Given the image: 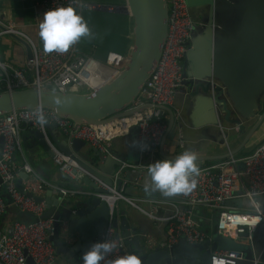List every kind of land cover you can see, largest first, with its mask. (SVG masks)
<instances>
[{"label": "built area", "instance_id": "built-area-1", "mask_svg": "<svg viewBox=\"0 0 264 264\" xmlns=\"http://www.w3.org/2000/svg\"><path fill=\"white\" fill-rule=\"evenodd\" d=\"M31 1L40 5L42 20L43 14L54 8L71 5L82 15L83 12L95 8L82 3L81 0ZM165 1L168 13L167 34L160 48L161 56L130 110L145 105L150 107L102 126H74L70 120L58 117L47 109L21 110L0 116V139L3 140L0 146V222L10 206L33 219L31 222L15 221L7 230L0 227V264H27V258H30L33 264H56L55 248L48 241V231L52 230L53 221L43 219L47 205L45 202H37L36 198H41L48 190L63 198L85 193L76 188H61L48 183L26 160L21 166L16 164L15 154L21 152L22 125L29 126L43 135L44 141L53 153L54 165L76 185L81 183L86 172L74 159L56 151L50 145L46 135L47 124H56L68 143L73 139L81 140L97 149L103 156L108 154L114 140L129 136L130 130L134 127L138 133L136 141L148 146L143 151L136 146L140 156L152 157L156 152L167 129L166 121L169 120V115L163 108H172L175 92L182 84V62L189 50L194 30L187 0ZM0 24L6 27V31L0 32V35L15 33L31 50V58L26 59L22 66L0 61V94L23 89H44L60 93L95 92L127 64V57L113 52L107 54L104 62L98 61L88 54L79 52L77 43L62 54L46 53L43 46L8 28L2 20ZM183 144L180 136L178 145L182 147ZM125 168H131V165L123 163L117 169L111 177L112 187L95 180L97 187L106 192L97 194V197L106 204L109 221L112 220L114 211L118 210L120 202H125L155 221H163L167 229L163 247L170 248L180 239L192 245L212 238L201 230L200 221L193 215L194 207H208L216 212L214 230L217 235L237 239L239 235L246 233L248 239L245 244L249 245H253V234L264 223V210L259 203V199L264 198V142L251 155L242 159L233 156L218 166L200 169V175L195 177L196 188L187 195L178 194L179 202L177 205L171 203L173 209L167 218L157 217L158 206L147 212L138 207L133 199L126 197L123 188L117 189L121 172ZM21 172L27 175L22 184L23 194L16 187ZM131 184L143 188L140 176L131 180ZM236 199L246 200L249 207L228 211L224 206L225 202ZM102 240L113 244L114 247L112 252L105 254L100 264H112L118 258L133 253L126 241L116 236L111 224L101 239L94 243ZM241 259L243 253L218 251L212 253L210 264H237ZM253 263L264 264V254Z\"/></svg>", "mask_w": 264, "mask_h": 264}, {"label": "water", "instance_id": "water-1", "mask_svg": "<svg viewBox=\"0 0 264 264\" xmlns=\"http://www.w3.org/2000/svg\"><path fill=\"white\" fill-rule=\"evenodd\" d=\"M218 1L187 0L189 8H203L200 11L206 17V23L202 37L193 42L191 38L189 50L182 63L181 85L189 88L192 95L201 93L208 98L206 99L208 107L215 114L210 125L222 127L225 122L240 127L244 123L243 119L257 117L260 112L258 108L264 104V0H247L244 8L246 12L251 11V15L246 13V17L242 18L243 22L240 21L237 25L233 21L228 28L222 27L216 19V14L222 8ZM241 5L242 2L240 7ZM118 13L131 18L133 22V44L126 66L106 85L88 93H60L44 89H23L2 93L0 116L21 110L47 109L58 117L70 120L74 126H102L130 117L150 107L145 105L130 110L161 56L160 48L167 34L166 1L125 0V6ZM5 31L6 27L0 24V32ZM224 32L229 35H224ZM219 35L226 38L220 44L217 41ZM16 39L26 48L27 59H30L31 50L27 43L20 37ZM226 41L229 42L228 46L227 44L223 46ZM163 110L169 115V123L163 138L165 141L174 134L176 123L172 110L168 108ZM263 121L264 111L240 145L220 158L226 159L238 155ZM48 126H46L47 130ZM52 126L57 128L56 124ZM26 127L29 144H40L46 150L43 135L29 126ZM137 134L136 128L133 127L129 134L131 142L137 140ZM2 144L3 140L0 139V146ZM59 149L63 154L74 159L86 172L82 183L88 189L87 194L83 193L74 198L55 197L50 190L47 191L46 198H36L37 202H45L47 205L43 219L53 221L52 230L48 231V241L55 248L57 259L61 264H83V254L95 241L101 239L109 224L115 230L116 236L126 241L130 251L139 256L141 264H210L212 253L218 251L243 253V259L237 264H254V260L261 256L253 252V245L245 244L248 239L246 233L236 239L237 249L221 248L222 242L234 239L217 234L213 238L192 245L180 239L170 248L163 246L151 248L138 236L133 222L124 212L115 210L112 220L109 221L107 206L97 197V194L106 192L97 187L95 180L112 187L111 177L123 163L128 162L127 159L112 153L111 147L108 154L103 156L97 149L77 139H73L71 143L67 141L65 144H59ZM82 150L91 152L96 161L86 160L80 154ZM130 152L141 157L136 146H133ZM210 159L212 158H198V162H206ZM131 163L137 166L140 161H131ZM26 178L27 175L21 172L16 183L17 190L22 194L24 193L22 181ZM122 185V180H119L117 189ZM142 185L145 191L144 184ZM125 194L128 195L126 192ZM151 196L156 201L179 202L178 195L167 197L152 192ZM263 201L264 198L259 199L260 205L264 203ZM243 204L249 207L248 202L241 199L227 201L224 206L228 209H241ZM199 209L200 207L193 208L196 212ZM254 237L253 234V243ZM26 261L27 264H33L30 258Z\"/></svg>", "mask_w": 264, "mask_h": 264}, {"label": "crops", "instance_id": "crops-1", "mask_svg": "<svg viewBox=\"0 0 264 264\" xmlns=\"http://www.w3.org/2000/svg\"><path fill=\"white\" fill-rule=\"evenodd\" d=\"M230 1L231 2L228 0L218 1V4H220L222 8L221 11L216 14V19L224 28H228L232 25L233 21L237 25L240 21L243 22L246 13L251 15V11L246 12V8H244L247 0ZM81 2L95 7L92 10L83 12V16L94 34L93 38L89 39V43L91 44V47H89L90 52L96 51L97 45H99L102 48L101 54H104L105 51L108 53H115L112 49L113 38L117 36L118 32L122 35H124L125 32H129L131 41L126 44L124 55H122L128 57L133 44V22L131 18L118 13V11L125 6V0H81ZM241 2L243 5L240 7ZM202 9L203 8H189L191 18L194 22V30L191 36L192 42L198 40L203 35L206 17L203 16V13L200 11ZM5 18L7 19L4 20ZM124 19H126L127 23L131 24L129 29H127V25L124 29L122 25ZM1 20L8 28H12L16 32H20V34L22 33L34 43L43 46V42L39 37V24L42 21L41 7L37 2L31 0H0V21ZM223 31H225V29H223ZM225 34L227 35L228 33L224 32V35ZM16 37L19 36L15 33L0 35V61L11 65L22 66L27 59V51ZM225 40L226 38H222L220 35L217 38L218 44ZM226 44L228 46L229 42L226 41L223 46ZM206 99L208 98L201 93L192 95V91L182 85L176 90L174 104L171 108L175 117L176 130L174 134L171 137H167L165 141H163L165 135L163 136L160 145L152 157L142 158V156L139 157L131 153L130 150L133 144L129 136L118 138L112 143V153L126 158L128 162L125 163L131 165V168H125L121 172L122 175L120 174V180L123 182L120 189L123 188L124 195L133 199L138 207L147 212H150L154 207L158 206V218H167L171 215L173 209L171 202L162 201L160 203V201L154 200L151 196L152 192L149 194L146 193L142 187L132 185L131 180L140 176L141 184L150 185L151 180L147 172L148 166L157 160L175 159L185 150L194 151L198 158H212L210 161L198 162L200 169L222 164L228 158L221 159L220 157L232 152L240 145L245 135L255 125L258 117L264 111L263 104L258 108L260 112L257 117L247 120L243 119L244 123L240 127L229 125L225 122H223L222 127L210 125L215 114L209 109ZM168 123L169 120L166 121L167 126ZM47 126L48 130L46 129V135L50 145L55 148L56 151L62 153L59 149V144L67 143L66 137L58 127H53L52 124H47ZM27 136L28 128L22 125L21 152H16L15 154V162L18 166H21L24 160H26L32 169L48 183L61 188H76L79 191L88 192L87 187H85L82 181L78 185L75 183L73 184L71 180L67 179L65 175L59 171L52 161L51 155L53 153L45 141L46 150L40 144H29ZM180 136H182L184 142L182 147L178 145ZM263 142L264 121L247 146L235 157L237 159H242L251 155ZM80 154L86 160L96 161L93 154L88 152V150H82ZM136 160L140 161L139 165H132L131 161ZM125 192L128 193V195H126ZM46 193L47 191H45L41 198H46ZM53 195L55 197L59 196L57 193H53ZM74 197L77 196H72L71 198ZM175 204L177 205V203ZM262 205V209L264 210V203ZM247 206V204H243L242 209H246ZM236 209L238 208H231L228 209V211H236ZM118 210L119 212H124L125 216L133 222L138 236L144 239L151 248L162 246L167 236L166 224L163 221H155L125 202H120L118 204ZM193 215L200 221V228L206 235L212 238L216 236L214 235V219L217 215L216 212L211 208L201 207L199 211H193ZM32 220L33 219H31L29 215L21 213L16 208L10 206L7 208L0 222V227L3 230H7L15 221L31 222ZM254 235L253 252L262 255L264 254V223L255 231ZM233 241L235 245L238 244V240L234 239Z\"/></svg>", "mask_w": 264, "mask_h": 264}, {"label": "clouds", "instance_id": "clouds-1", "mask_svg": "<svg viewBox=\"0 0 264 264\" xmlns=\"http://www.w3.org/2000/svg\"><path fill=\"white\" fill-rule=\"evenodd\" d=\"M93 35L83 15L71 5L46 11L39 24V37L46 53H65L82 38L90 39ZM132 143L141 151L148 147L138 141ZM147 172L151 184L145 185L146 192H160L167 197L187 195L197 186L195 177L200 175L198 156L192 150H185L175 159L155 161L148 166ZM113 247V244L104 240L92 244L82 256L83 264H100ZM112 264H141V259L135 253H129Z\"/></svg>", "mask_w": 264, "mask_h": 264}, {"label": "trees", "instance_id": "trees-1", "mask_svg": "<svg viewBox=\"0 0 264 264\" xmlns=\"http://www.w3.org/2000/svg\"><path fill=\"white\" fill-rule=\"evenodd\" d=\"M84 17V16H83ZM125 22V19H124ZM126 46V44H125ZM89 47H91V44L89 43V38H82L78 43H77V49L79 50V52L81 53H85L88 54L89 56H91L92 58L104 62L106 60V56H107V51L104 52V54H101V47L99 45H97V49L94 52H90ZM125 50V47H124ZM120 53L117 54H121L123 53L122 51H119ZM116 53V52H115ZM124 55V54H121ZM201 225V223H199ZM214 235H216V232H214ZM221 248H229V249H237V246L235 245V242L232 240H225L224 242H222L220 244Z\"/></svg>", "mask_w": 264, "mask_h": 264}, {"label": "rangeland", "instance_id": "rangeland-1", "mask_svg": "<svg viewBox=\"0 0 264 264\" xmlns=\"http://www.w3.org/2000/svg\"><path fill=\"white\" fill-rule=\"evenodd\" d=\"M122 25L125 26L127 25V29H129L131 27L130 23L122 21ZM131 41V36L129 35V32H125L124 35H122L120 32H118L117 36L115 38H113L112 40V49L116 52V53H120L119 51H122L124 54V47L125 44H127L128 42ZM133 42V41H132ZM121 54H119L120 56H122ZM56 264H61V261L59 259H57V263Z\"/></svg>", "mask_w": 264, "mask_h": 264}]
</instances>
